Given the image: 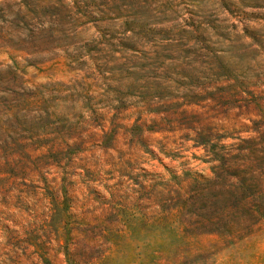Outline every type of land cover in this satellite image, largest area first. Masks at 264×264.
I'll return each instance as SVG.
<instances>
[{
  "label": "rangeland",
  "instance_id": "rangeland-1",
  "mask_svg": "<svg viewBox=\"0 0 264 264\" xmlns=\"http://www.w3.org/2000/svg\"><path fill=\"white\" fill-rule=\"evenodd\" d=\"M0 264H264V0H0Z\"/></svg>",
  "mask_w": 264,
  "mask_h": 264
}]
</instances>
